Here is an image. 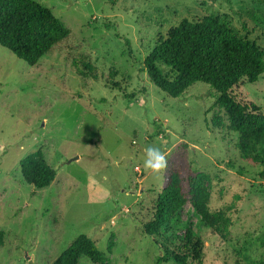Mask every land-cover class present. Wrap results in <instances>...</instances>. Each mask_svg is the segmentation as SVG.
I'll use <instances>...</instances> for the list:
<instances>
[{
  "label": "rangeland",
  "instance_id": "374dc122",
  "mask_svg": "<svg viewBox=\"0 0 264 264\" xmlns=\"http://www.w3.org/2000/svg\"><path fill=\"white\" fill-rule=\"evenodd\" d=\"M71 31L38 65L0 46V264H52L81 235L104 264H157L144 231L169 177L185 191L200 176L208 208L232 211L222 238L189 205L176 233L203 240L202 263L258 264L264 259V164L228 130L217 93L196 83L180 98L161 92L144 62L184 19L211 13L264 51V0H34ZM264 114V74L233 90ZM244 144V145H243ZM148 147L168 157L162 177L145 168ZM41 151L57 177L35 189L20 163ZM239 169L244 174L238 173ZM80 264H93L87 257ZM162 264H176L173 261Z\"/></svg>",
  "mask_w": 264,
  "mask_h": 264
},
{
  "label": "trees",
  "instance_id": "16d2710c",
  "mask_svg": "<svg viewBox=\"0 0 264 264\" xmlns=\"http://www.w3.org/2000/svg\"><path fill=\"white\" fill-rule=\"evenodd\" d=\"M222 1L231 7L230 0ZM70 34L60 19L34 0H0V46L30 66L38 65ZM143 65L149 80L171 98H180L196 83L215 89L214 107L226 112L228 130L248 143L264 164V114L255 103L238 102L233 93L241 81L254 84L264 74V51L256 43L238 36L229 21L211 13L197 21L184 19L157 43ZM20 168L25 181L35 189L49 187L57 177L41 151L24 158ZM238 173L243 175L244 170ZM202 183L200 176L191 177L185 191L175 173L159 193L154 216L144 225L145 233L161 248L157 264L202 263L204 248L199 234L192 229L176 233L173 227L189 205L212 231L228 241L232 239L234 206L225 207L220 218L210 212ZM82 257L93 264L106 260L96 243L81 235L52 264H80ZM257 263L264 264V259Z\"/></svg>",
  "mask_w": 264,
  "mask_h": 264
},
{
  "label": "clouds",
  "instance_id": "9594fccd",
  "mask_svg": "<svg viewBox=\"0 0 264 264\" xmlns=\"http://www.w3.org/2000/svg\"><path fill=\"white\" fill-rule=\"evenodd\" d=\"M145 168L149 169L154 175L162 177L168 169L169 160L167 155L157 147L146 149Z\"/></svg>",
  "mask_w": 264,
  "mask_h": 264
}]
</instances>
